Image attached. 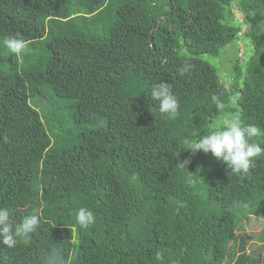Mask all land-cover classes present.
Here are the masks:
<instances>
[{
    "label": "trees",
    "instance_id": "16d2710c",
    "mask_svg": "<svg viewBox=\"0 0 264 264\" xmlns=\"http://www.w3.org/2000/svg\"><path fill=\"white\" fill-rule=\"evenodd\" d=\"M234 8L260 30L224 59L225 83L203 55L238 40ZM9 36L27 48L0 58V207L41 224L0 246V264H46L54 247L64 264H264L237 233L264 215V156L236 175L182 145L216 126L213 96L239 94L224 115L264 130V0H0V52ZM161 81L174 118L150 98Z\"/></svg>",
    "mask_w": 264,
    "mask_h": 264
},
{
    "label": "clouds",
    "instance_id": "9594fccd",
    "mask_svg": "<svg viewBox=\"0 0 264 264\" xmlns=\"http://www.w3.org/2000/svg\"><path fill=\"white\" fill-rule=\"evenodd\" d=\"M3 44L17 58L27 48V42L19 36L6 37ZM190 68L191 65L186 62L180 69L181 74L190 71ZM150 98L157 102L162 118L176 116L178 100L168 83L161 81L152 85ZM212 99L215 102L216 111L222 114L216 126L206 135L184 138L182 145L190 149L193 154L200 151L205 154L211 153L214 158L226 163L233 174H246L253 166L254 158L264 156V147L254 141L255 137L264 136V130L254 124H245L236 111L224 115L226 108L235 109L238 106L239 94L231 95L227 104L215 96ZM15 217L16 213L11 208L0 207V246L15 247L18 237L29 238L41 224L39 212L24 215L19 221ZM75 219L82 228H87L95 222L92 211L83 207L75 211ZM54 225L55 223L52 224ZM155 259L162 261V254L157 252ZM46 264H64L63 249L52 248L46 256Z\"/></svg>",
    "mask_w": 264,
    "mask_h": 264
},
{
    "label": "rangeland",
    "instance_id": "374dc122",
    "mask_svg": "<svg viewBox=\"0 0 264 264\" xmlns=\"http://www.w3.org/2000/svg\"><path fill=\"white\" fill-rule=\"evenodd\" d=\"M234 14H235V23L237 25V28L240 30V35H238V40L235 39L233 43L226 45L224 48L221 49L219 55L217 57H210L208 55H203V58L207 59L211 64L218 66L221 72V78L224 80L225 83L229 80V74H228V67L226 64V61L224 59L232 57V54L236 55L238 60H241L242 54L249 53V45H247L248 39H246L245 32L246 30H250L251 32H258L259 25H250L244 21L243 14L240 10L237 8H234ZM248 38V37H247ZM238 50V51H237ZM11 54L8 49H2L0 52V58L3 60L8 57V55ZM12 62L10 59H8L6 62H2L1 66L4 69H9L11 67ZM102 119L95 120L91 125H87L85 127L95 126L98 123L101 122ZM238 234H250V239L247 241L246 244V250L255 252L256 254H262L264 251V215L257 214V215H250L249 221L246 223H243V226L241 229H237Z\"/></svg>",
    "mask_w": 264,
    "mask_h": 264
}]
</instances>
